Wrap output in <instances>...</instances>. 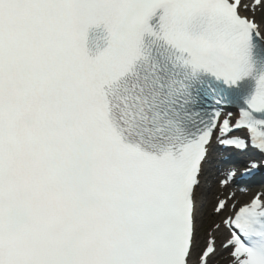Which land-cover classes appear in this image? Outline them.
I'll return each instance as SVG.
<instances>
[{
  "label": "snow or ice",
  "instance_id": "1",
  "mask_svg": "<svg viewBox=\"0 0 264 264\" xmlns=\"http://www.w3.org/2000/svg\"><path fill=\"white\" fill-rule=\"evenodd\" d=\"M260 5L0 0V264H264Z\"/></svg>",
  "mask_w": 264,
  "mask_h": 264
},
{
  "label": "bare ground",
  "instance_id": "2",
  "mask_svg": "<svg viewBox=\"0 0 264 264\" xmlns=\"http://www.w3.org/2000/svg\"><path fill=\"white\" fill-rule=\"evenodd\" d=\"M252 14V13H251ZM251 14H249V15H251ZM256 15H257V19H259L261 16H260V14H258V13H256ZM221 190H220V188L219 187H215L214 188V197H213V199L214 198H216V196L217 195H219L218 193L220 192ZM262 191H264V189L262 190ZM206 220H208V221H211V220H213V216H212V212L210 211V207H209V209H208V211H207V214H206ZM201 237V242H202V240H205V239H207V237H205V236H200ZM226 264V263H225Z\"/></svg>",
  "mask_w": 264,
  "mask_h": 264
},
{
  "label": "rangeland",
  "instance_id": "3",
  "mask_svg": "<svg viewBox=\"0 0 264 264\" xmlns=\"http://www.w3.org/2000/svg\"><path fill=\"white\" fill-rule=\"evenodd\" d=\"M261 16H264V12H263V13H261ZM214 203H215V202H212V203L210 204L211 208H213V206H214ZM203 205H204V207L206 208V207L208 206V201H207V200H206V201H204ZM211 224H212V223H211Z\"/></svg>",
  "mask_w": 264,
  "mask_h": 264
}]
</instances>
